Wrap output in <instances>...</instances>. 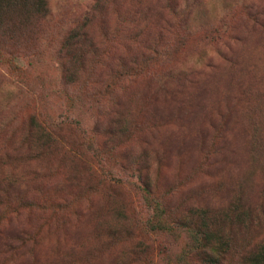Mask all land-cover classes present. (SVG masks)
<instances>
[{
  "label": "trees",
  "instance_id": "16d2710c",
  "mask_svg": "<svg viewBox=\"0 0 264 264\" xmlns=\"http://www.w3.org/2000/svg\"><path fill=\"white\" fill-rule=\"evenodd\" d=\"M195 1L197 0H138L136 7L131 9L135 13H116L118 24L116 23L115 29L103 34L108 43H97L90 36L89 24L86 23L88 17L81 25L73 27L56 41L54 53L60 59L65 85L63 89L54 90V93L64 100L68 110H75L80 105L86 88L90 85L93 86L91 90H96L94 99H106V108L100 111L98 118L97 125L100 127L80 131L77 121H73L72 117H60L39 106L38 103L42 104L44 99L50 97L49 91L45 97V91L50 89V85L43 83L42 75L31 78L30 58L41 55L34 44L44 35L38 31L50 16L48 0H0L1 73L5 72L6 76L12 77L17 95L28 100V105H33L31 113L24 119L17 120L14 116L7 123H0L1 130L16 123L15 129L6 139L13 146L11 155L7 151L0 155V170L18 156L25 155L37 161L40 152L54 154L59 150L63 159L71 164L72 173L76 172L70 182L78 181V174L83 172L87 178L99 176L103 179V184L109 187L106 199H115V192L125 185L114 172L105 169L96 153L98 148L91 144L95 142L101 127V133L107 137L102 142L103 146L112 137L124 133L118 127L130 113V99L128 94L124 97L119 94L127 92L131 86L148 90L140 94L153 113H169V110L181 112L182 108L194 107L197 114L203 110L213 117V135L217 134V137L211 140L210 149L201 152L197 168L208 170L211 156L217 150V143L236 124L235 111L240 101L246 97L247 102L250 94L259 90L248 87L245 92L233 98V104L218 100L208 105L204 101L205 95H198L201 91L205 94L206 89V84L205 89L200 87L199 78L188 84V89L197 92L190 98V94L179 91L180 89H169L164 78H168L170 74L163 73L161 64L167 62L166 59H171L173 53L183 48L186 41H191L194 35H200L204 42L215 47L218 62L208 63L209 74L214 73L218 67L231 71L238 65L236 48L241 44L242 37L236 26L233 27L234 17L229 16L228 22L221 19L217 24L199 26L195 31L190 24ZM140 5L146 6L140 10ZM123 14L125 18L122 20ZM243 15L240 21L243 31L263 27L264 22L260 20L262 13ZM136 16L145 24L149 21L150 27L154 23L155 31L149 38H143L146 35L145 25L143 28L134 27L132 31L122 29L124 23H129L131 17ZM125 33L129 37L126 44H123L118 37ZM130 46H136V52L129 54ZM26 58H29V70L21 65V61ZM86 59L92 60L89 65L92 70L96 71L102 65L107 71L102 77L98 72L96 77L86 75L75 90L77 80L74 79V73L83 71ZM90 78L92 83L88 84ZM246 106L250 142L264 145V133L253 118L254 113L264 118V103L249 102ZM154 131L153 126L149 128L148 139L154 140ZM71 135L82 136L83 143L80 146L69 144L67 138ZM92 153L94 156L89 157ZM91 160L96 163L93 164ZM23 177L19 172H0V256L32 258V254L28 253L33 242L32 233L7 229L12 220L19 221V213L25 210L22 208L28 201L23 193L26 187ZM129 185L134 192V201L102 207L108 219L92 231L93 241L83 263L97 260L98 264H151L158 257L161 264H264V188L260 189L261 196L251 203L236 198L225 205L174 207L168 205L171 201L168 195L161 197L154 193V183L150 182L149 176L143 179L139 176L138 185ZM12 196L18 198L15 206L10 202ZM98 205L99 202H92L77 207L75 230L90 219H98ZM2 207L5 208L4 211ZM40 208H44V205ZM55 208L56 206L53 207L54 215L57 212ZM76 237L77 233L73 234V248L76 247Z\"/></svg>",
  "mask_w": 264,
  "mask_h": 264
},
{
  "label": "rangeland",
  "instance_id": "374dc122",
  "mask_svg": "<svg viewBox=\"0 0 264 264\" xmlns=\"http://www.w3.org/2000/svg\"><path fill=\"white\" fill-rule=\"evenodd\" d=\"M137 1L48 0L50 16L43 28L38 31L44 35L34 44L36 51L41 55L34 59L30 58L31 78L42 75L43 83L50 85V89L45 91V97L48 91L50 97L44 99L42 104L38 103L40 107L49 109L60 117L64 115L72 117L73 121H77L80 131L98 126L100 111L106 108V99H94L93 94L96 90H91L93 86L86 88L82 102L72 111H69L64 100L59 99L54 93V90H59L65 85L60 59L54 53V47L59 38L73 27L81 25L86 17L89 34L94 41L108 43L103 34L115 29L118 24L116 13L133 11L134 9H131L136 7ZM145 6L138 7L143 10ZM257 12L262 13L260 20L264 22V0H197L192 6L190 24L195 31L199 26L217 24L221 19L228 22L229 16L234 17L233 27L236 26L238 29L242 42L236 48L238 65L231 71L218 67L214 73L209 74L208 63H217L218 59L214 53L215 47L204 42L200 35H194L191 41H186L183 48L173 53L171 59H166L167 62L161 64L163 73L170 74L168 78H164L169 89H180L179 91L190 94L189 98L197 93L188 89L189 82L199 78L202 89H205L206 84L205 94L201 91L198 95L201 93L202 96L205 95L204 101L208 105L218 100L233 104V98L245 92L248 87L259 90L250 94L247 102L246 97L240 101L235 111L236 124L217 143V150L211 156L208 170L197 168L201 161V152L210 149L211 140L217 137V134L213 135L215 122L213 117L203 110L197 114L194 107L182 108L181 112L169 110V113H153L151 108L145 105L140 94L148 90H144V87L131 86L127 92L119 94L120 97L128 94L130 99V113L118 127V130L124 133L112 137L110 142L103 146L102 142L106 141L104 139L107 137L101 133L103 131L101 127L96 134L98 136L95 137V142L91 144L92 147L98 148L96 153L99 154V160L105 169L114 172L125 185L123 189L115 192V199L111 201L106 199L109 187L103 184V179L99 176L87 178L83 172L78 174V181L70 182L76 172L72 173L71 164L63 159L59 150L54 154L40 152L37 161L25 155L18 156L0 170L4 173H22L26 182L23 193L28 198L22 208L25 210L19 213V221L12 220L7 229L15 232L23 230L33 235V242L28 248L32 258L0 256V264L83 263L93 241L92 231L108 219L102 207L126 201L133 202L134 192L129 183L138 185L139 176L142 179L149 176L150 182L154 183V193L161 197L168 195L171 200L168 205L174 207H190L196 204L225 205L236 198L244 202H255L257 197L261 196L260 189L264 188V145L250 142L246 103H264V23L263 27L243 31L240 21L244 17L243 14L255 15ZM123 15L122 20L125 18V14ZM144 25L146 35L143 38H149L155 31L154 23L150 27L149 21L145 24L137 16L131 17L129 23H124L122 29L132 31L134 27L143 28ZM128 37L125 33L120 34L118 38L121 39V43L126 44ZM135 48L136 46H130L129 54L136 52ZM28 60L29 58L22 60L21 65L29 70ZM91 61L86 59L87 65L84 64L83 71L74 73V79L77 80L75 90L85 80L86 75L96 77L98 72L102 77L107 71L102 65H99L96 71L92 70L89 67ZM1 71L3 70L0 69V73ZM12 82L13 78L6 76L5 72L0 74L2 124L14 116L17 120L24 119L33 108V105H28V100L17 95V88ZM91 83L90 78L88 84ZM253 118L260 124L259 129L264 133L262 121L264 118L256 113ZM15 126L14 122L13 126L5 130H1L0 127V155L7 152L11 155L13 146L9 145L6 139ZM152 126L155 128L154 140L148 139L147 135ZM81 138L71 135L67 141L74 146H80L83 143ZM92 155L94 156L93 153L89 154V157ZM95 163L93 161V164ZM17 201L16 196L10 199L13 206ZM92 202H99L98 219H90L75 230L77 207ZM42 205L44 208H40ZM54 206L57 210L56 215L53 214ZM4 209L2 207L3 211ZM76 233V247L73 248V234ZM83 264H98V261L91 260ZM151 264H161L160 259L157 257Z\"/></svg>",
  "mask_w": 264,
  "mask_h": 264
}]
</instances>
